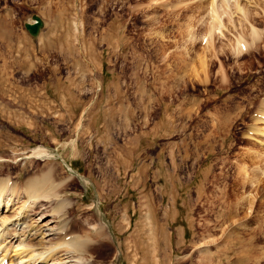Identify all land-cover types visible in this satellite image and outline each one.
<instances>
[{
  "label": "rangeland",
  "instance_id": "obj_1",
  "mask_svg": "<svg viewBox=\"0 0 264 264\" xmlns=\"http://www.w3.org/2000/svg\"><path fill=\"white\" fill-rule=\"evenodd\" d=\"M260 1L242 6L246 18L219 6L206 49L208 0H0V178L19 188L0 207V233L25 211L61 233L9 236V262L24 243L77 235L83 264H264V34L236 55L231 44L264 28ZM33 13L45 24L32 81L5 26L33 39ZM14 84L68 104L19 103ZM43 174L56 194L20 212Z\"/></svg>",
  "mask_w": 264,
  "mask_h": 264
},
{
  "label": "bare ground",
  "instance_id": "obj_2",
  "mask_svg": "<svg viewBox=\"0 0 264 264\" xmlns=\"http://www.w3.org/2000/svg\"><path fill=\"white\" fill-rule=\"evenodd\" d=\"M208 1H211L210 2L211 3V8H210V12H209V7H207V10L209 12L208 25L210 27H209L208 31H206L208 28L205 30L206 33L209 32V39L206 41V43H207L206 49L208 47L210 48L211 46L213 48V46H214L213 45V43H214L213 34L221 26L222 17H223V15H225L224 14L225 11L224 10L221 11V8H219V6L222 5V6L228 7V5L230 4L237 11H239V12L242 11L243 15L246 18L247 12L245 11V9H243L242 6L244 4H247V3L248 4H250L252 2L257 3L258 0H245L244 2H243V0H233V2H232V0H208ZM262 2L264 3V0L260 1V3H262ZM258 4H259V2H258ZM262 7H264V6H262ZM243 15H241V16H243ZM241 18H243V17H241ZM232 19L233 18L230 19L231 23L234 26H236V27H237V24H240L239 22H241V20H242V19L238 18L239 20L237 21V24H236V20H232ZM221 28H222V26H221ZM219 30H221V29H219ZM238 33L239 34L236 35L235 40L231 41V44L233 43L232 49H233L234 52H236L235 55L237 53L243 52V47H246V50H250V47L252 48V46H254L252 43L258 42V39H259V41H261L260 38L264 34V28H259L258 26L256 27L253 24V25L248 27L247 31H243L242 30V31H240ZM204 35H205V33H204ZM204 35H203V37H204ZM263 39H264V37H263ZM199 57H200V60H202L203 67L206 69L207 64H208L207 63L208 62L207 61L208 58H206V56H201V55ZM205 69H204V71H205ZM194 71H195V69H194ZM197 73H198V71L196 70L195 74H197ZM254 129H255V127H254ZM259 131H262V130H260V127H259V129H257V132H259ZM35 150H34L35 153H38V154L42 153V155H44L46 157H49V158L50 157H55V156H53L54 154L46 152L44 150L41 151V150H39V148H38V152H36L37 150L36 151ZM256 154H257V152H256ZM71 171L73 172V174H76V175L78 174V176L80 175V173H78V171H76V170L71 169ZM51 176H52L51 174H46V175L43 174L41 178H39V177L38 178H34V179L30 178L31 180H29L27 187L24 186V190L27 188L26 189L27 190V195H25L26 196V200L25 201H27V200H29V201L26 202V203L22 202V204L19 205L18 208H20V212H21L22 208H30L34 204L37 205L38 203H36V201L39 198H42L44 196L45 197H50V195H52L53 192L54 193L56 192L53 189V187H55L56 184L51 183V180H52ZM8 180H9L8 178H2V177L0 178V207L4 203H7L9 205L10 201H12V199L14 200L16 192L19 191L18 190L19 188L16 186V184L15 183L9 184ZM26 184L27 183H25V185ZM17 195H19V194H17ZM38 201H40V200H38ZM251 204H253L252 200L250 201V205ZM35 208H37V207H35ZM35 208H33V210H35ZM29 210H31V209H29ZM26 212L27 211L22 213V217L18 218L17 221H15V223H12L11 226H13V227H9V228H12V229H8V227L6 226L7 229H8L9 235L7 234L8 233L7 231H4V233H0V244L3 241H5L7 238H9V236L10 237L13 236V239H14L15 237L22 238L23 235L25 236V235L31 234L35 238V236L33 234H36L38 236H41V239L44 240V239H46V235L48 236L49 234H54V235L55 234H57V235L61 234V233H59V230L57 231L56 229H53L52 226L42 227V226L38 225L39 227H37L35 224L33 225V222L29 221L30 219H28L29 214H30L29 211L27 213ZM104 218H105L107 224L109 225V229H111V231L113 232V228L111 227L110 220L107 217H104ZM217 218H219V217H217ZM225 218H227L226 215H225ZM229 219H230V217H229ZM223 220H224V218H223ZM4 221H6V220H4ZM57 235H55V237ZM75 238H76V240H73V241H72V239L71 240L65 239V240H59V241H56V242L48 243L50 245L45 247V248H43V249L38 248V246L35 247L34 244H32V243H31V245L29 244V246H28L29 248L25 249V247H27V245H25V243H24V251H25V256L24 257L25 258L28 257L25 260V263H23L24 262L23 254H21L20 252L19 253L22 255V256H20L18 254L20 256L19 257L20 260L16 259L15 261L13 260L14 262L13 261L9 262V259H5L6 255H8V249H9L8 247H6V249H3V250H5V252L0 251V262L4 261V264H83L82 263L83 262L82 261L83 258L79 254L80 252L78 254H76L79 249L83 248L82 247L83 240L81 241V238L78 239L77 235H76ZM13 239H10V241H12ZM23 241H24L23 239L22 240L20 239V243L19 244H22ZM34 242H36V241H34ZM46 243H47V241H46ZM4 245H7V243L4 244ZM38 245H40V244L38 243ZM44 246H46V245H44ZM21 251H23V250H21ZM9 256H11V255H9ZM22 259H23V261H22Z\"/></svg>",
  "mask_w": 264,
  "mask_h": 264
},
{
  "label": "crops",
  "instance_id": "obj_3",
  "mask_svg": "<svg viewBox=\"0 0 264 264\" xmlns=\"http://www.w3.org/2000/svg\"><path fill=\"white\" fill-rule=\"evenodd\" d=\"M10 28L6 27L5 31L7 34L9 31H11L12 49L15 48L17 49L18 59H19L17 63H14V66L24 70V73L27 75V78L33 81L34 78L37 79V76L39 75L37 73L40 71V67L44 65L43 52H40L39 50L40 47L36 46L37 44L42 45L41 38L40 37L33 39L27 38L25 34L23 35L17 33V31L13 28L12 25H10ZM24 59H26L25 63L23 62ZM40 59H42L43 61L40 62L39 61ZM15 69L16 68L13 67V70ZM15 86L16 84H14L15 100H17L20 103L21 99L23 98V95L25 96L24 86L21 84L18 85L19 88H15ZM25 89L28 92V95L26 96L28 97L29 106L57 105L58 103L68 104L69 97L66 96L62 97L59 101L58 97L56 99L54 96H50L49 92L45 90V88L44 90L39 92L36 90H31V89L40 90L39 88H33L29 85H26ZM26 106H22V107H26Z\"/></svg>",
  "mask_w": 264,
  "mask_h": 264
},
{
  "label": "water",
  "instance_id": "obj_4",
  "mask_svg": "<svg viewBox=\"0 0 264 264\" xmlns=\"http://www.w3.org/2000/svg\"><path fill=\"white\" fill-rule=\"evenodd\" d=\"M33 18L34 22L26 21L25 26L33 35H37L39 34V31L41 30V26L44 24V21L40 14H34Z\"/></svg>",
  "mask_w": 264,
  "mask_h": 264
}]
</instances>
